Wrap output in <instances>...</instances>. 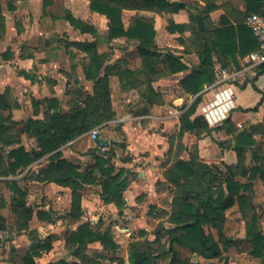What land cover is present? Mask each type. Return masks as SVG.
<instances>
[{"label":"crops","instance_id":"crops-1","mask_svg":"<svg viewBox=\"0 0 264 264\" xmlns=\"http://www.w3.org/2000/svg\"><path fill=\"white\" fill-rule=\"evenodd\" d=\"M167 1L186 7L179 11L171 6L162 10L148 7L142 0L102 3L122 9L125 29L133 27L136 21L153 25L158 51L179 58L188 66L186 72H171L164 60L155 62L150 71L140 55L141 42L127 37L110 39L109 20L91 9L92 0H0L3 15L0 19V94L8 95L12 121L18 123L9 124L11 145L0 144V264H23L24 255L44 243L51 248L39 250L36 264H130L132 244L144 242L142 238L132 239V232L138 228L145 231L151 207H156L152 212L159 207L170 210L176 189L168 180L169 171L179 159H192L193 145L197 146L198 162L209 164L217 159L230 166L237 164V154L232 149L234 133L257 126L264 119V75L253 83L254 77L242 65L247 56L244 59L237 56L239 69L232 60L215 54V72L223 67L240 70L242 76L226 85L215 82L200 93L201 101L191 119L202 117L206 122L202 107L216 100V95L229 86L233 95L231 100L224 101L227 112L223 121L215 126L207 122L213 131L198 141L189 131L180 138L181 116L197 98L183 90L180 81L200 64L193 36L198 26L192 14H200L205 31L199 32L213 40L223 18L235 26L246 25L250 15L247 2ZM209 5L215 8L208 10ZM69 17L92 30L71 24ZM171 24L184 26V30L170 32ZM104 78L110 88L114 118L36 159L17 174H10L7 166L12 150L22 147L29 153L40 151L37 137L26 130L27 122L45 121L46 114L69 116L74 109H87L95 95L97 80ZM50 100H55L58 107L50 109ZM106 128L113 129L108 136L102 134ZM93 131H99L101 138L126 143L125 149L110 145L107 151L114 155L112 162L116 169L127 170L125 177L129 184L122 194L125 205L121 209L114 202L103 200L101 173L94 157L98 152L97 142L91 137ZM57 153L74 164L80 174L91 173L95 178V183L86 182V178L78 180L81 210L76 217L71 215L73 188L47 177L51 158ZM167 192L171 193L170 204L163 206L161 202L169 197ZM262 202L264 183L258 178L254 181L253 204L264 234V210L259 212L258 208L263 206ZM136 206L144 210L141 218L132 217V208ZM235 207L227 211L225 222V234L235 243L223 251L222 257L235 258L236 264H244L245 257H249L253 264H260L261 259L251 255V244L245 239L247 219L239 209H236L234 233L239 228L241 233L235 236L230 231L229 212ZM86 222L93 231L109 232L118 249H105L100 241H94L77 252L78 245L69 238ZM164 248L162 245L160 251ZM179 251L181 260L187 259L193 264L206 261L210 264L222 258L205 259L182 247ZM160 262L168 264L169 256H163Z\"/></svg>","mask_w":264,"mask_h":264},{"label":"trees","instance_id":"trees-1","mask_svg":"<svg viewBox=\"0 0 264 264\" xmlns=\"http://www.w3.org/2000/svg\"><path fill=\"white\" fill-rule=\"evenodd\" d=\"M119 3V0H92L91 9L105 15L109 20L110 39L127 37L131 40H139L140 55L143 58V64L153 71L155 62L164 60L168 63L171 72L181 73L188 70V66L173 54H162L155 46V29L153 25L136 21L133 27L124 28L122 20V9L110 6L102 2ZM148 7H158L164 10L171 6L174 11H179L186 7L182 3H169L167 0H142ZM247 14L258 13L264 15V0H246ZM215 5H209L208 10H213ZM192 14V19L198 26L197 16ZM3 18L2 7L0 4V19ZM71 24L84 27L85 30H92L88 25L69 17ZM170 32L184 30V26L170 25ZM215 38L209 40L205 33L199 32L196 27L193 33L194 44L197 47L200 64L185 75L180 83L183 90L192 96H197L190 108L181 116L180 138L185 132L195 133L199 138L211 135L213 129L208 127L207 122L202 117L191 119L195 114L198 104L201 101L200 93L206 88L215 84L216 72L214 55L225 57L232 60L240 69L237 56L244 59L250 53L258 49V42L254 37L252 30L245 24L233 25L223 18L221 26L214 31ZM183 42V39H180ZM227 65V64H224ZM99 74L100 66H96ZM257 77L252 78V82L259 76L264 75V65L257 68ZM88 78H92L87 73ZM99 75L96 74L98 78ZM94 97H91L87 109H74L69 116L54 114L45 115V121H36L30 119L27 122L26 130L31 131L39 141V152H27L24 148L14 149L8 156V172L17 174L22 168H27L36 159L45 154L57 150L62 145L76 139L92 129L112 120L114 114L111 111L110 88L107 79H98ZM199 95V96H198ZM52 108H57L58 103L50 100ZM258 108H255L257 110ZM12 106L9 103L7 94H0V144L11 145L9 124L17 125L12 121ZM4 113H7L5 116ZM93 116V117H92ZM51 118V119H50ZM264 120V119H263ZM228 121V120H227ZM225 121V122H227ZM260 125L249 127L234 133V145L232 149L239 158L238 164L230 166L223 164L222 170H213V165L194 161L196 158L186 161L179 159L174 167L169 171L168 180L176 189V195L173 199L168 215V222L172 227L164 230V237L155 235L154 240L144 242H135L129 254L130 264H163L160 259L163 256H169L168 264H193L189 260H181L179 247L189 250L192 254L205 259L221 258L223 251L228 249L234 240L225 234V222L227 211L238 205V209L243 218L247 219L246 240L251 244V255L261 259L260 264H264V234L259 223L258 215L253 204L254 181L260 178L264 183V167L259 163H254L249 169L243 168L244 155L251 151L254 160L263 161L257 155L256 130ZM202 131H204L202 135ZM101 136V135H100ZM98 144V142H97ZM222 144V143H221ZM114 148V147H111ZM112 154L109 152L101 154L95 153L96 167L101 173L102 196L105 203L114 202L118 208H123V191L128 187L129 180L125 177L127 170L124 168L116 169ZM2 165V160L0 159ZM246 177L243 182L241 178ZM47 177L58 184L71 186L74 190L73 205L71 215L76 217V213L81 210V197L78 194L81 184L79 179L86 178V182L95 183L91 173L80 174L77 167L71 162L62 158L60 153L51 158V164L47 171ZM198 183L199 189H191V185ZM188 185V186H187ZM17 191V188H15ZM23 194V193H21ZM19 205L23 202L18 201ZM156 210V207L150 208V214ZM142 236L146 231H140ZM71 242L78 245L77 252L86 247L89 243L100 241L105 249H118L114 243L113 237L109 232L102 233L93 231L86 222L79 227L77 233L69 238ZM165 241L164 244L163 241ZM165 246L160 251V247ZM50 249L51 245L44 243L37 248L28 251L22 258L23 264H36L35 257L39 256L40 249ZM68 264V263H64ZM124 264V262H121Z\"/></svg>","mask_w":264,"mask_h":264},{"label":"rangeland","instance_id":"rangeland-1","mask_svg":"<svg viewBox=\"0 0 264 264\" xmlns=\"http://www.w3.org/2000/svg\"><path fill=\"white\" fill-rule=\"evenodd\" d=\"M116 99H117V102H118L119 96H117ZM259 125L260 126L257 127L256 136H255V138L257 140L256 151H257V155L259 157H261V159L263 161L254 160L255 157H253L252 152L248 151L244 155V159L242 161V165L239 167V172H242L243 168H246V170L249 169L250 166H252L254 163H259L261 166L264 167V120ZM110 132H113V129L106 128V129H104V131H102V134L108 136V135H110ZM201 133L203 135L204 131H202ZM193 134H195V133H193ZM194 136H195V139L197 141L201 139L196 134ZM219 145L221 147H224L223 143L221 144L219 142ZM192 148H193L192 154H191L192 155V159L196 158V160H194V161L198 162L199 155H198L197 146L193 145ZM182 154H183V152L181 151L180 155H182ZM215 158L216 157H213V159H215ZM238 159L239 158L237 157V160ZM238 161H237V164H238ZM222 163H224V162L216 159V160H213V162L209 163L208 165H213V170H222V169H224ZM246 179L247 178L243 177V176L241 178V180L243 182H246L247 181ZM191 187H192L191 189H194V190H198L199 189V186H198L197 182H195L193 185H191ZM167 195L169 197L164 198L163 201L161 202V205H163V206L167 205L168 203L170 204L171 193L167 192ZM143 200L144 199L140 200V202L142 203ZM262 204H263V206H258L259 212H262V210H264V202H262ZM132 209H133V211H131L132 217H134V216H136V218H141L142 217L141 215L144 212V210L140 209L138 206L133 207ZM160 209H162V207H159V210H157L156 212H152L151 214L150 213L147 214L148 223H147V225L145 227V231L147 232V234L145 236H142L140 234L141 229L138 228V229H136V230H134L132 232V234H131L132 235V237H131L132 239L142 238V239H144L143 241H145L147 239H151L152 240L154 238V236L158 235V234H159L158 237H164V230L170 228L172 226V224L170 222H168V215L164 212L165 210L163 211V210H160ZM163 209H165V208H163ZM236 209H238V205H236V207L234 208V210H232V212H229L230 215H229L228 224H229L230 231H232L233 233H234V231L236 229V223L234 222V220L236 219V215L238 214ZM240 233H241V231H240V228H239L238 231L234 233V235L237 236ZM185 254H186V252H185ZM185 254H183V256H185ZM185 257H189V256L186 255ZM225 257H227V256H223L221 258V260H214L213 262H210V264H236L235 263V258L232 260L231 257L228 256L226 258L227 261L225 262L224 261ZM243 257H245V256H243ZM243 262H244V264H253L252 263V259L249 258V257H245ZM206 263H209V262L206 261L203 264H206ZM237 264H240V263H237Z\"/></svg>","mask_w":264,"mask_h":264},{"label":"built area","instance_id":"built-area-1","mask_svg":"<svg viewBox=\"0 0 264 264\" xmlns=\"http://www.w3.org/2000/svg\"><path fill=\"white\" fill-rule=\"evenodd\" d=\"M246 25L252 30L255 39L258 42V49L252 53H250L242 62V65L246 70L249 71L250 75L253 77H257V68L261 65H264V15H260L258 13H253L249 15L246 21ZM242 71L240 70H231L229 68L219 67L216 70V85L222 84H230L231 82H235L242 76ZM233 92L231 90V86L227 89L220 91L216 95V100L207 102L202 107V113L207 122L215 126L221 121H223L225 117L226 104L224 101L226 99L231 100V96ZM92 139L97 144V150L101 154H105L108 151V146H102L99 143V139L101 138L99 131H93L91 135Z\"/></svg>","mask_w":264,"mask_h":264},{"label":"water","instance_id":"water-1","mask_svg":"<svg viewBox=\"0 0 264 264\" xmlns=\"http://www.w3.org/2000/svg\"><path fill=\"white\" fill-rule=\"evenodd\" d=\"M197 20H198L199 31L200 32L205 31V26H204L203 20H202L200 15L197 16ZM99 143L102 146H110V145H112V146L119 147L121 149H125L126 148V143L125 142H120V141H115V140H109V139L100 138L99 139Z\"/></svg>","mask_w":264,"mask_h":264}]
</instances>
